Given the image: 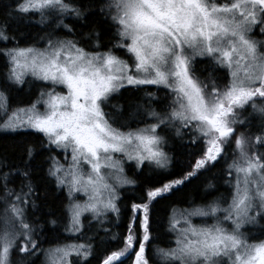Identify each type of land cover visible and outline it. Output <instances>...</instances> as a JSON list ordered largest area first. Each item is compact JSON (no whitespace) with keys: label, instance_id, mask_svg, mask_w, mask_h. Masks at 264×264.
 <instances>
[{"label":"snow or ice","instance_id":"1","mask_svg":"<svg viewBox=\"0 0 264 264\" xmlns=\"http://www.w3.org/2000/svg\"><path fill=\"white\" fill-rule=\"evenodd\" d=\"M99 10L114 28V43L105 51L99 50L98 40L88 50L51 34L41 37L46 41L42 48L19 42L0 47L9 84L22 85L31 77L45 85L36 100L13 109L0 91V131L31 130L41 134L50 149L62 152L63 163L49 157L47 174L67 194V237L44 248L27 216L29 205L35 206L27 168L33 149H27L24 169L0 171V264H14L13 253L19 257L16 264H34L41 254L42 264H88L96 248L91 237L77 242L84 236L82 217L91 214L101 228L108 213L119 218L118 190L136 183L125 175V159L138 170L145 164L161 171L170 167L167 139L161 135L165 128L180 138L186 132L191 136L189 144L200 148L195 162L178 178L147 187L140 202L131 204L126 232L111 234L123 247L109 252L102 264H124L129 258L131 264H264V239L246 231L264 219V103L258 102L264 101V42L252 38L257 28L264 35V0H101ZM32 14L41 17L40 23L55 14L68 32L72 28L62 17L83 15L68 0H18L8 15ZM14 40L7 21L0 24V42ZM197 57L225 70L227 82L221 86L211 75L201 80L194 70ZM126 85L166 89L170 103L160 111L147 107L142 126L122 130L125 126H114L115 117L104 106ZM146 95L156 98L151 91ZM249 106L252 112L245 116ZM253 118L260 121L255 134L238 131L249 128ZM221 159L226 164L221 178L230 195L173 207L166 228L171 244L155 246L149 255L153 202ZM17 175L23 180L19 190L9 187Z\"/></svg>","mask_w":264,"mask_h":264},{"label":"trees","instance_id":"2","mask_svg":"<svg viewBox=\"0 0 264 264\" xmlns=\"http://www.w3.org/2000/svg\"><path fill=\"white\" fill-rule=\"evenodd\" d=\"M17 2L18 0H0V24L7 21L8 34L15 37V40L7 45L0 42V47H11L13 43L19 42L21 46L35 43L37 47L42 48L46 41L41 40V37H46L49 34L55 38L77 41L81 47L88 50H93L92 46L97 40L101 46L100 51L107 50L114 43V28L99 10L101 0H68L69 3L79 7L83 13L80 18L72 15L62 17L63 24L72 28L71 32H68L60 24L61 17L55 14L46 16L44 23L39 22L41 17L37 14L23 18L10 17L8 14L15 8ZM89 34H91V38H89ZM260 38L257 41H260ZM116 54L124 59H129L122 50H116ZM194 70L201 80L207 81L211 75L221 86L227 82L226 71L215 68L209 60L196 58ZM6 72V61L0 57V91H4L8 96L10 109L30 104L45 88L43 82L33 80L31 77H27L26 83L22 85L9 84L6 81ZM146 91L155 93L156 98L150 99L146 95ZM169 103L170 97L166 89L157 90L155 86H142L137 89L126 85L110 97L109 102L104 106V110L115 117L114 126L124 125L122 130L126 131L128 127L142 126V122L147 119L145 112L147 107L160 111ZM251 112L252 109L248 108L244 115L248 116ZM259 125V119L253 118L249 128H238V131H251L255 134ZM161 135H165L167 139L164 150L171 158L170 167L161 171L145 164L142 169L138 170L135 163H125V175L129 179L135 180L136 183L119 188L120 199L117 201L120 208L119 218L109 214L107 222H104L103 225V228L109 229L110 232L106 234L103 228L92 219V216L86 214L82 217L84 236L77 242H82L91 237V243L96 248V255L90 258L88 264H102L104 257L109 252L123 247L122 241L118 242L111 239V234L122 235L126 232L132 216L131 204L140 202V197L147 187L160 186L178 178L184 171L190 170V165L195 162L196 156L194 154L199 153L200 148L198 145L189 144L191 136L187 132L183 138H180L176 136L174 129L165 128L161 131ZM28 148L33 149V155L30 162L27 163V168L33 187L31 200L34 201L35 206L29 205L27 216L28 220L37 228L41 246L47 248L57 241L63 242L67 237L64 214L67 194L65 190L58 189L55 180L47 174L51 163L49 157L57 156L58 158L59 153L56 149H50L47 146V142L41 134L31 130L0 131V165H7V167H0V171L7 172L15 168L24 169L26 161H28ZM226 158L229 162L231 161L232 147L227 149ZM225 167V159H221L215 167H210L190 182H186L178 189H174L153 202L150 210L153 222V239L148 247L149 255L155 246H170L172 236L166 232V228L168 216L173 207L188 208L207 203L221 195L225 197L230 195L229 187L221 178ZM22 183V177L13 176L9 187L19 190ZM209 184L214 185V187L208 188ZM0 195H2V189H0ZM3 208V203H0V213H2ZM53 220L56 221L55 224L51 223ZM262 224H264V219H259L255 228L259 229ZM261 230L262 233L258 236L260 239L264 238V229ZM246 231L249 233L250 228L247 227ZM41 256L42 254L34 258V264H41ZM12 259L16 264L19 259L18 254L13 253ZM124 264H131V259H126Z\"/></svg>","mask_w":264,"mask_h":264},{"label":"rangeland","instance_id":"3","mask_svg":"<svg viewBox=\"0 0 264 264\" xmlns=\"http://www.w3.org/2000/svg\"><path fill=\"white\" fill-rule=\"evenodd\" d=\"M264 35H261V33H260V29L259 28H257L256 30H255V32L252 34V38L254 39V40H257L259 37H261L260 38V41L261 42H264V37H263ZM197 58H200V57H197ZM59 90V89H58ZM40 93V92H39ZM39 95V94H38ZM38 97V96H37ZM36 97V98H37ZM36 98L34 99V100H36ZM259 103H264V101H258ZM40 107V110L41 111H43V105H40L39 106ZM248 108H251L250 106L248 107ZM23 130V129H22ZM58 159L63 163L64 162V154L62 153V152H59V157H58ZM129 161H127L126 159L123 161V166L125 165V163H128ZM134 163V162H133ZM78 199L81 201V202H83V200L85 199L83 196H79L78 195ZM87 215H90L91 216V214H88V213H86ZM85 214V215H86ZM109 214H111V215H114V214H112V213H108L107 214V216L109 215ZM107 216L104 218V221L105 222H107ZM194 222L195 223H199L200 222V220H199V218H194ZM209 222H211V221H209ZM248 228H250V231H249V233L250 234H252V235H254V236H256V237H258L261 233H262V230L261 229H264V224H262L261 226H260V228L259 229H257V228H255V225H251V226H248ZM262 239H264V238H262ZM43 259H44V257H43V254H42V256H41V264H42V261H43ZM73 259V258H72Z\"/></svg>","mask_w":264,"mask_h":264}]
</instances>
